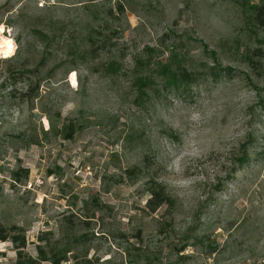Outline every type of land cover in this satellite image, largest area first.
I'll return each mask as SVG.
<instances>
[{"label":"rangeland","instance_id":"obj_1","mask_svg":"<svg viewBox=\"0 0 264 264\" xmlns=\"http://www.w3.org/2000/svg\"><path fill=\"white\" fill-rule=\"evenodd\" d=\"M260 4L0 0V264H261Z\"/></svg>","mask_w":264,"mask_h":264},{"label":"trees","instance_id":"obj_2","mask_svg":"<svg viewBox=\"0 0 264 264\" xmlns=\"http://www.w3.org/2000/svg\"><path fill=\"white\" fill-rule=\"evenodd\" d=\"M252 9L254 10V19L255 21L261 25L264 26V4L260 5H254L252 6ZM184 79H186L188 76L186 74L182 75ZM73 126H69L66 124H63L60 128L58 126L53 125V130L56 134L60 135L63 139H71L73 138L74 134L76 133V130L72 128ZM151 199L148 201V207L152 209L153 211L160 208L166 201H168L169 196L166 193L165 189H163L160 186L152 187L151 188ZM8 239V234L6 233V229L3 226H0V241H5ZM14 241L20 242V247H25L26 241L25 236H15ZM72 246L69 244H66L60 249L51 250L50 252H47L45 250V247L43 245H38V251H39V257L33 258L31 256H28L23 252V250H19L18 252V258L16 261V264H34L36 261L42 262V261H51L53 264H63L64 262L68 261V255L70 252H72ZM183 248H180L179 251H183Z\"/></svg>","mask_w":264,"mask_h":264},{"label":"bare ground","instance_id":"obj_3","mask_svg":"<svg viewBox=\"0 0 264 264\" xmlns=\"http://www.w3.org/2000/svg\"><path fill=\"white\" fill-rule=\"evenodd\" d=\"M5 41H11V40H9L7 38H3L2 40H0V50L1 51H9L8 45L5 43ZM12 49H13V44H12Z\"/></svg>","mask_w":264,"mask_h":264},{"label":"snow or ice","instance_id":"obj_4","mask_svg":"<svg viewBox=\"0 0 264 264\" xmlns=\"http://www.w3.org/2000/svg\"><path fill=\"white\" fill-rule=\"evenodd\" d=\"M0 30H2V28H0ZM5 43L8 45V49H9V51L7 53H5V55H7L11 52L12 42L11 41H5ZM73 75H75V74H73Z\"/></svg>","mask_w":264,"mask_h":264},{"label":"built area","instance_id":"obj_5","mask_svg":"<svg viewBox=\"0 0 264 264\" xmlns=\"http://www.w3.org/2000/svg\"><path fill=\"white\" fill-rule=\"evenodd\" d=\"M260 263L264 264V259ZM237 264H247V263H237Z\"/></svg>","mask_w":264,"mask_h":264}]
</instances>
